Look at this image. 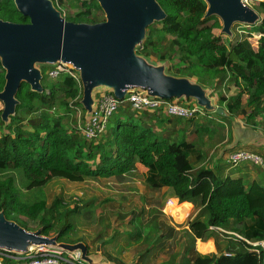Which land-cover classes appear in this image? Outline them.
<instances>
[{"label": "trees", "instance_id": "1", "mask_svg": "<svg viewBox=\"0 0 264 264\" xmlns=\"http://www.w3.org/2000/svg\"><path fill=\"white\" fill-rule=\"evenodd\" d=\"M52 2L66 20L100 21L96 15L101 10L97 0ZM157 2L166 15L147 26L137 54L154 63H165L167 73L191 79L214 92L216 105L226 114L213 112L212 116L203 111L182 118L168 115L162 107L136 110L125 98L109 118L105 131L87 139L79 128L87 118L81 104V88L67 73L49 77L47 70L51 65L41 64L43 90L34 91L28 83L21 82L14 113L7 122L1 118L0 108V171L22 170L27 187L33 188L54 177L70 181L100 177L124 180L134 164L139 163L145 167L143 181L147 186L153 190L167 188L165 196L192 203L194 214L187 221V228L176 229L168 223L161 207L150 205L145 210H131L128 228L115 232L127 238L126 246L137 243L143 248L134 264H149V253L164 252L170 241H176L181 249L167 253L157 264H262L261 256L249 251L245 241L227 232L251 241L264 239V182L249 181L246 175L227 174L237 165L232 166L224 154L216 159L207 155L204 139L206 136L217 144L225 138L231 141L233 121L237 118L251 130L264 125V1L256 0L253 5L259 13L258 21L247 30L232 28L233 37L227 46L215 32L221 27L215 16H205V0ZM63 6L69 8V13L63 12ZM0 18L28 22L14 0H0ZM209 20L213 21L208 23ZM252 35L258 36L259 50L249 40ZM4 74L0 62V91L5 83ZM94 94L96 97L99 92ZM169 101L188 107L198 105L192 98ZM18 194L12 177L0 178V211L7 219L26 229L22 216L37 219L36 229L44 235L57 234L58 241L69 243L83 240L71 241L66 234L73 229V214L92 212L91 200L75 202L73 206L65 203L66 209L58 219L59 197L27 205ZM178 235L183 238L181 241ZM209 237L215 239L214 250L198 252L196 240ZM107 243L105 239L101 253L114 264H125L105 250ZM86 247L91 255L88 244ZM9 254L18 256L15 252ZM0 262L23 264L24 260L0 254Z\"/></svg>", "mask_w": 264, "mask_h": 264}, {"label": "water", "instance_id": "2", "mask_svg": "<svg viewBox=\"0 0 264 264\" xmlns=\"http://www.w3.org/2000/svg\"><path fill=\"white\" fill-rule=\"evenodd\" d=\"M262 1V0H261ZM104 19L95 23L66 20L52 0H14L15 6L28 22L0 18V62L5 70V83L0 91L3 103L1 118L7 122L14 113L16 92L21 82L41 92L42 72L36 64H72L81 77V104L88 116L95 106L96 88L111 91L119 100L133 88L145 90L159 99L192 98L206 111L225 115L213 103L209 89L186 77L166 72L165 63H154L137 54L146 28L163 19L165 12L157 0H97ZM205 16L222 21L221 32L232 36V25L248 26L259 19V13L242 0H205ZM50 246L80 253L87 264H98L87 254L82 241H58L56 235H44L41 229L30 230L7 219L0 211V249L25 253L30 246ZM97 248H100L98 245Z\"/></svg>", "mask_w": 264, "mask_h": 264}, {"label": "rangeland", "instance_id": "3", "mask_svg": "<svg viewBox=\"0 0 264 264\" xmlns=\"http://www.w3.org/2000/svg\"><path fill=\"white\" fill-rule=\"evenodd\" d=\"M253 3L255 4L254 0L250 2L251 5H254ZM62 10L66 14L69 13V8L67 6H63ZM96 15L100 21L104 19L102 10H98ZM215 19H217L219 26H222L221 19L217 16H215ZM212 21L213 20H209L207 22L211 23ZM232 28L234 31L235 29L239 31L244 29L247 30L249 26L241 22H235ZM215 32L221 37L225 46L228 45L233 37V35L229 36L221 32V27L215 29ZM249 40L256 50L260 49L257 35L250 36ZM40 65L39 63L36 64L37 67H40ZM104 90L107 89L99 87L96 88L95 91L101 92ZM208 93L213 103L216 104L217 97L215 93H210V90ZM93 96L95 98L94 93ZM2 107L3 103L0 101V108ZM202 111L206 110L202 108ZM209 112L212 116L214 115L213 112ZM257 119L259 120L260 117ZM233 122L237 124L242 123L238 118ZM261 127L260 125L258 129ZM205 138L207 139L206 136ZM214 141L215 140H211V144ZM246 145L247 144H244V146ZM211 149H213L212 146L208 147V145L205 144L204 151L207 155H209ZM249 164L251 163H241L238 164V167L248 168L250 167ZM134 166L135 167L126 174L124 180H119L116 177H100L89 178L82 181H70L62 177H54L44 185L33 188L27 187L28 182L25 183L24 179L26 178L22 170L12 169L13 174H11V176L22 203L34 205L41 199L50 202L54 197H59L60 199L56 203L58 219L62 218L66 209L65 203H69V205L73 206L75 202L81 204L91 200L92 206H90V209L92 212L90 214L86 213L88 214L87 217L86 214L83 215V213L78 216L73 214L70 217V223L73 229L66 234V238L71 241L83 239L82 242L84 241V243L88 244L91 252L90 254L98 264H114L112 261L107 260L100 251L106 239L108 243L104 246L108 253L121 258L125 264H134L139 256L143 254V252H141L143 248L140 249L137 243L126 246L127 238L123 236V234L118 235L115 232H121L128 228L126 222L131 217V210H145L150 205L156 207L162 206V211L167 216L168 223L173 224L177 228L186 226L187 221L194 213V206L192 203H180L177 198L165 196L162 191H155L152 187L147 186L143 181L145 175L144 166L139 163H135ZM5 176V173L0 171V177L3 178ZM61 199L64 202H62ZM82 199L83 201H81ZM122 216H124V218H122ZM145 217L146 215L143 214L142 219H145ZM22 220L30 230H35L39 225L37 219L22 216ZM101 234L102 238L99 239L98 236ZM52 235L53 233H51L50 236ZM177 239L181 241L183 238H181V235H178ZM170 242L171 244L164 252L155 251L151 254L149 253V258L151 259L149 264H157L166 258L167 253L179 251L181 249L178 244H174L172 241ZM98 245L100 248H97ZM156 250H158V247Z\"/></svg>", "mask_w": 264, "mask_h": 264}, {"label": "built area", "instance_id": "4", "mask_svg": "<svg viewBox=\"0 0 264 264\" xmlns=\"http://www.w3.org/2000/svg\"><path fill=\"white\" fill-rule=\"evenodd\" d=\"M251 1L253 0H242L244 4L253 7V5L250 4ZM255 1L256 0H254V2ZM62 73H67L73 77L82 90L80 72L72 64L57 62L51 65L47 70V74L51 78H57ZM125 98L129 103H131L132 108L136 110L147 109L153 111L154 109L162 107L168 115L182 118H191L203 114L202 108L198 105L188 107L166 99L151 97L147 95L145 90L140 88L131 89L126 94ZM120 102L121 100L116 98L112 92H99V94L95 97V106L93 107L92 112L79 125V128L87 139H92L105 131L109 118L117 110ZM227 160L232 166L241 163H251L255 166L264 165V157L261 154L245 149L229 152L227 154ZM186 202L188 201H182L180 203ZM215 229L223 231L219 228ZM227 233L232 235L234 238L239 239L240 241H245L246 245L249 247V251L255 252L261 256L262 264H264V239L251 241L243 238L235 232ZM9 252L11 253V251L0 249L1 255L24 260L23 264H86V262L80 258L79 252L71 253L66 250L50 246H30L27 252L17 253L18 256H12L9 254Z\"/></svg>", "mask_w": 264, "mask_h": 264}, {"label": "crops", "instance_id": "5", "mask_svg": "<svg viewBox=\"0 0 264 264\" xmlns=\"http://www.w3.org/2000/svg\"><path fill=\"white\" fill-rule=\"evenodd\" d=\"M232 130H233V136H232L231 141L225 138L221 144L213 143V145H211L210 140L206 138L204 139L205 144H207L208 147L212 146L213 148L210 150L209 156H213L216 159L219 156L224 154L226 157L228 152L233 151V150H238V149L254 151L264 156V125L260 129L251 130L244 123L237 124L236 122H233ZM244 144H247V145L244 146ZM238 166L239 165L235 166L234 167L235 169L232 167V170L229 169L226 171V173L230 174L233 177L246 175L249 181L258 180L260 182H264V165L255 166V165L249 164L250 167L248 168H240ZM3 172L5 173L6 176L3 178L0 177L1 179L12 177L11 174H13L12 173L13 170H9V169L3 170ZM144 174H145V167H144ZM24 180L26 183L27 180L26 179ZM166 190L167 188L160 189V191H162L164 195L166 194ZM183 228H187V225L182 227V229ZM176 229H181V228L176 227ZM214 242H215L214 237H209L208 239L204 241L197 239L195 242V248L200 253H209V252H212L215 248ZM173 243L176 244V241H173ZM200 243L201 245L199 246Z\"/></svg>", "mask_w": 264, "mask_h": 264}, {"label": "bare ground", "instance_id": "6", "mask_svg": "<svg viewBox=\"0 0 264 264\" xmlns=\"http://www.w3.org/2000/svg\"><path fill=\"white\" fill-rule=\"evenodd\" d=\"M201 245V243L199 244V246Z\"/></svg>", "mask_w": 264, "mask_h": 264}]
</instances>
